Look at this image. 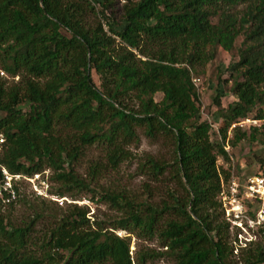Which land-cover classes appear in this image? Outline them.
I'll return each mask as SVG.
<instances>
[{"label":"trees","instance_id":"1","mask_svg":"<svg viewBox=\"0 0 264 264\" xmlns=\"http://www.w3.org/2000/svg\"><path fill=\"white\" fill-rule=\"evenodd\" d=\"M123 1L117 11L113 0H0V264H147L161 256L173 264H264V228L234 256L219 199L230 172L217 165L218 157L229 159L231 125L250 113L262 127L233 128L228 141L264 142L257 137H264V0ZM240 35L238 60L214 88L221 140L212 141L211 124L198 117L193 74L218 48L233 50ZM229 81L235 100L222 108ZM139 132L172 145L171 203L154 206L92 183L137 156L130 145L137 147ZM96 146L103 159L89 164L85 179L74 165ZM166 166L148 154L143 162L156 177ZM2 167L28 177L50 168L58 183L51 194L79 200L96 191L91 201L109 202L121 215L103 226L86 206L56 213L43 198L29 221L16 224L1 212ZM13 188L11 208L20 201ZM110 228L157 236L166 248L133 259L130 236Z\"/></svg>","mask_w":264,"mask_h":264},{"label":"rangeland","instance_id":"2","mask_svg":"<svg viewBox=\"0 0 264 264\" xmlns=\"http://www.w3.org/2000/svg\"><path fill=\"white\" fill-rule=\"evenodd\" d=\"M113 2V7L117 11H120L124 1L113 0ZM241 9L242 5L238 6L236 11H240ZM105 29H107V26H105ZM242 39L243 36H238L235 40V48L231 51H224L218 48L215 58L202 67V69L200 68L201 71L199 74H193V82L199 93L198 117L201 121L205 120L211 124L210 139L212 141L221 140L219 133L220 120L217 115L218 107L212 101L214 88L217 84L218 76L227 78L229 75V65L238 60L237 49L240 47ZM91 74L95 85L99 86V75L94 70H92ZM15 80H17V77H15ZM230 85L231 81L224 85L225 94L222 95L220 99L222 108H226L230 102L235 100V97L229 91ZM262 88L264 90V85ZM221 90H223V88ZM154 98L156 101H159L162 98V93H156ZM247 116L253 118L254 112ZM262 122L263 120H260V125L244 123L241 127L237 128L240 129V131L249 132L252 126L258 128L262 127ZM232 129L231 126L228 131V139L232 137ZM261 130L264 132V128ZM139 133L140 141L137 147H135L134 144L130 145L131 151L134 154L136 153L137 156L135 157L134 155L132 159L122 162L115 170L103 172L98 179L92 181V183L96 185V187L99 186L97 187L98 190L100 187H103L106 190L124 194L127 198L135 201H145L154 206H161L163 202L171 203L172 197H170V193H172V191H177L176 183L172 179L171 168L168 166L173 161L172 145L162 136L156 141H151L141 132ZM257 137H259V139H264L260 133H257ZM228 139L225 142V150L229 155V159L225 161L222 157H218L217 165L229 169V178L232 174L242 177L246 174L256 173L264 169V166L261 167L264 163L261 164L260 162V159L264 157V142L260 140L250 141L248 139H243L235 146H232ZM99 147L100 146L89 148L80 161L74 165L78 174L85 179L88 178L87 172L89 164L93 161L103 159L104 154ZM147 154L167 165L162 175L156 177L152 175L147 168L143 167V162ZM51 173L52 170L46 168L38 174V179L32 180L33 182L24 178H20L16 181L15 185L19 188L20 201L15 202L12 208L9 207L6 202L2 201V214L16 224L29 221L34 215L33 207H37L41 199L44 198L47 204L50 205L56 213H59L60 210L64 211L70 203H76L78 206H86L88 210L87 217L90 221H97L103 226H110L113 220L121 215V212L117 211L109 202L91 201L89 197H91L92 194L95 195V199H98L99 196L96 191H87L84 194L85 196L79 200H73L69 196L60 198L57 195L51 194L50 191L55 189L58 185V183L50 180ZM228 180L224 181L223 184L226 185ZM34 183L39 192L34 189ZM244 207L246 208V212H243V216L241 217L243 229L238 226L233 227L229 224L230 240L235 247L234 256H237L241 249L247 248L251 242L257 241L259 239V229L264 228L262 225H252L248 221V219L255 218L256 205L244 203ZM44 223L43 220L39 222L36 221V229H39ZM113 231L120 236H130V253L133 259H136V256H141L142 253L163 252L166 248L161 247L157 236L149 239L139 234H130L119 229ZM236 258L238 259V257ZM147 264H173V261L167 256H161L147 261Z\"/></svg>","mask_w":264,"mask_h":264},{"label":"built area","instance_id":"3","mask_svg":"<svg viewBox=\"0 0 264 264\" xmlns=\"http://www.w3.org/2000/svg\"><path fill=\"white\" fill-rule=\"evenodd\" d=\"M244 123L260 125V119L246 116L231 126L232 128H237L241 127ZM3 143L4 138L0 135V153L2 152ZM1 171L3 175L2 189L7 193V196L3 198V202L6 203L16 198V191L13 188L16 181L24 178L33 182L32 180L39 178V173L28 177L21 174H11L4 167L1 168ZM33 186L39 192L35 183ZM219 199L224 210V218L231 226H238L243 229L241 217L243 216V212H246L244 203L256 205L255 218L248 219L250 224L264 226V174L251 173L242 177L232 174L227 184H222Z\"/></svg>","mask_w":264,"mask_h":264}]
</instances>
